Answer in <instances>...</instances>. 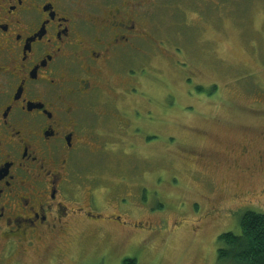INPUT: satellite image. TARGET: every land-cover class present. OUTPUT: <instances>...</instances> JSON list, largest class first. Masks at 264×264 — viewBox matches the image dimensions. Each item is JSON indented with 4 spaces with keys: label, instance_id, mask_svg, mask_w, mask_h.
<instances>
[{
    "label": "rangeland",
    "instance_id": "rangeland-1",
    "mask_svg": "<svg viewBox=\"0 0 264 264\" xmlns=\"http://www.w3.org/2000/svg\"><path fill=\"white\" fill-rule=\"evenodd\" d=\"M150 2L147 24L155 38L137 42L134 56L126 58L118 71L108 68L103 78L119 87L127 86L129 80L135 83L136 94L119 96L117 103L126 111L134 109L128 116L131 126L139 118L136 124L141 130L135 137L158 135L148 144L136 138L135 146L147 152L167 144L152 159L154 165L163 162L166 170L159 174L152 167L150 181L145 182L146 177L137 172L149 164L136 156L133 174L125 160L119 161L126 143L114 141V133L98 138L116 143L115 151H107L103 142L97 152H83L78 169L83 175L98 174L71 177L72 184L95 186L100 202H118L132 216L145 214L146 218L145 224L130 227L129 237L113 229L99 237H81L84 248L79 264H98L100 253L89 249L98 242H111L110 248L103 246L108 247L105 264H122L125 257L135 259V264H232L217 258V236L225 231L239 233V218L246 210L264 213V167L248 169L251 157L238 154L241 145L249 150L264 148V141L254 136L264 130V0ZM162 45L167 55L160 54ZM140 66L144 71L138 70ZM126 69L135 72L134 80ZM111 110L123 112L117 107ZM109 122L118 121L112 115L105 117L96 125L97 131L107 130ZM242 125L248 128L241 129ZM91 145L95 148L96 143ZM184 149L201 150L205 160L195 165ZM185 164L194 165L215 183L216 191L208 194L217 209L214 217L206 219L204 214L201 218L204 195L195 189L200 182L194 172H185ZM120 179L124 183L117 187ZM109 184L115 187L111 194ZM35 258H39L35 253L25 256L29 264H37ZM62 258L63 264H70L67 257Z\"/></svg>",
    "mask_w": 264,
    "mask_h": 264
},
{
    "label": "flooded vegetation",
    "instance_id": "flooded-vegetation-1",
    "mask_svg": "<svg viewBox=\"0 0 264 264\" xmlns=\"http://www.w3.org/2000/svg\"><path fill=\"white\" fill-rule=\"evenodd\" d=\"M150 5V0H0V264H29L27 253L38 255L37 264H63L62 257L79 264L81 237L113 230L129 237L132 225L145 224V214L136 218L118 202H100L98 188L72 184L71 177L98 174L83 175L79 159L86 150L97 152L103 142L107 151H115L116 143L98 138L113 133L114 141L126 143L121 155L116 152L133 174L136 156L149 164L137 172L145 182L152 167L159 174L166 170L163 162L154 165L152 159L167 144L147 152L135 146L136 138L148 144L158 135L135 137L141 127L137 119L131 126L128 116L134 109L126 111L117 103L119 96L136 94L135 83L129 80L122 88L103 78L108 68L118 71L134 56L137 42L155 38L147 24ZM159 48L161 55L168 54L167 47ZM126 70L134 80L135 72ZM114 107L123 112L116 114ZM110 115L118 122L98 132V122ZM254 136L264 141V130ZM189 149L184 150L195 165L205 160L201 150ZM238 149L240 156L251 157L248 169L264 167V148ZM185 172H194L200 182L195 189L204 195L201 218L214 217L217 209L208 194L216 191L215 183L194 165L185 164ZM107 187L109 194L115 190L113 184ZM125 189L131 196L130 187ZM109 244L91 243L89 249L100 253L98 264H105Z\"/></svg>",
    "mask_w": 264,
    "mask_h": 264
},
{
    "label": "trees",
    "instance_id": "trees-1",
    "mask_svg": "<svg viewBox=\"0 0 264 264\" xmlns=\"http://www.w3.org/2000/svg\"><path fill=\"white\" fill-rule=\"evenodd\" d=\"M143 68L140 66L138 70L144 71ZM239 228V233L225 231L217 236V258L232 264H264V213L244 211ZM122 264H135V259L124 260Z\"/></svg>",
    "mask_w": 264,
    "mask_h": 264
}]
</instances>
